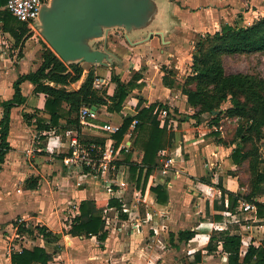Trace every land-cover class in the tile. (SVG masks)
I'll return each instance as SVG.
<instances>
[{"label": "crops", "instance_id": "crops-1", "mask_svg": "<svg viewBox=\"0 0 264 264\" xmlns=\"http://www.w3.org/2000/svg\"><path fill=\"white\" fill-rule=\"evenodd\" d=\"M165 2L170 3L171 12L157 13L147 26L164 34V39L157 35L147 40L145 45L153 52H140L142 56L133 57L130 52L113 53L110 66L117 63L114 67L116 75L134 86L121 113L107 111L102 115V110L96 108L97 119L115 121L109 123L110 120L102 119L104 124L122 125V116L136 115L156 103L168 106L157 107L154 113H157L161 127L167 125L175 134L172 145L163 150V155L159 153L158 167L149 175L146 185L142 183L141 187H136L132 196L127 193V213L122 209L103 213L108 233L104 242L97 236H73L69 232L74 218L80 215L81 202L105 199L106 195L95 198L94 190L88 195L87 187L72 182L77 176L71 175L61 158L66 154L71 129L62 134L57 129L40 131L38 119L50 117L44 112L46 96L36 94L29 81L22 83L21 91L26 101L11 110L8 136L11 150L0 167V264H14L13 255L36 247L44 249L51 257L47 264H228L221 243L216 251L207 249L212 234L223 231L242 237L243 255L250 245H263L264 216L258 215L257 207L254 211L242 210L245 201L242 197L249 194L248 187L242 186L233 172L225 174V170H220L224 165L235 170L236 165L230 158L232 148L209 144L200 125L189 122L193 118L181 121L185 116L180 118L179 115H192L188 111L192 109L188 98L179 88H168L163 84V66L175 73L177 81L181 80L192 65L198 36L215 33L224 24H234L237 3L231 0H156V9ZM131 33L139 37L140 29ZM131 33L129 35H133ZM20 55L17 61L14 60L0 44V122L3 102L14 96V83L20 76L37 71L41 65L42 54L39 57V52L30 50ZM141 57H146L144 67L140 64ZM110 66H97L98 77L110 81ZM127 66L130 67L127 69ZM100 68L104 70L100 71ZM136 74L141 78L136 80ZM85 77L83 73L78 82L67 88L80 89ZM111 85L108 96H112L116 88L112 81ZM63 108L67 112L68 104L64 103ZM36 110L40 113L27 123L23 114H34ZM163 111H166L164 116ZM83 131L92 133L89 129ZM35 135H41V138L31 153ZM132 151L135 156L131 161L141 164L143 152L137 153L133 145ZM201 151L203 155L199 154ZM222 152L227 154L225 159L220 158ZM122 156L123 161L126 155ZM121 165L125 175H131L129 166L124 162ZM32 183L36 184L33 189ZM157 186L166 188L164 203H159L157 194L152 191ZM230 193L241 196L236 207H233ZM255 201L264 204V195ZM147 215L152 219H146ZM133 220L142 223L140 232L130 230ZM22 227L25 231L21 233ZM38 227L48 228L59 240L47 242ZM189 229L194 230L196 236L189 242L179 241L178 233ZM216 253L222 254V262Z\"/></svg>", "mask_w": 264, "mask_h": 264}, {"label": "trees", "instance_id": "trees-1", "mask_svg": "<svg viewBox=\"0 0 264 264\" xmlns=\"http://www.w3.org/2000/svg\"><path fill=\"white\" fill-rule=\"evenodd\" d=\"M6 2L7 0H0V6H4ZM0 32L10 34L18 48H23L29 39L26 37L29 32L28 25L18 21L8 11L2 12ZM195 50L197 53L192 57V74L186 78L184 84L176 86L178 81L175 73L165 66H163L165 73L163 84L168 88H179L187 96L188 105L197 111L195 114L180 119L181 121L193 118L202 122V116L209 114L214 116L210 123L211 126L219 125L221 118L229 119L232 124L238 126L239 141L232 143L236 147L231 154V160L236 165L241 164L243 160H251L250 192L242 198L246 202L255 204L258 215L264 216V204L255 201V198L264 195V166L258 167L260 163H264V160H259L256 151L246 150V145L253 141V137L257 140L261 139L260 129L264 127V78L260 75L244 73L227 74L222 64L224 54L264 52V16L251 26L224 24L220 31L199 35ZM84 70L85 68L79 63H65L45 44L39 69L20 76L14 83L13 98L2 104L4 113L0 122V167L11 150L8 142L11 110L25 103L26 99L22 94L21 85L26 81L34 85L36 94L46 96L44 112L50 117L49 119H38L40 131L57 129L65 132L71 129L81 132L79 114L84 106L106 105L109 112L121 113L127 97L134 88L133 84L123 82L113 70L111 81L116 84V88L114 94L107 98L99 95L93 88L97 77L91 70L80 89L69 90L67 87L78 82ZM134 77L136 80L141 78L137 74ZM227 101L231 103V106L224 112L221 106ZM64 103L69 106L67 112L63 108ZM157 107L168 108L161 103H156L143 108L136 115L122 116L123 122L119 131L112 134L118 146L124 140L132 123L135 120L138 121L134 129L136 134L134 145L143 152L141 164L132 162L131 154H126L123 160L129 166L131 178L136 182L137 188L141 187L142 183L146 185L149 175L158 167L160 151L169 148L175 138V134L167 129V125L161 127L158 115L154 113ZM37 113L40 111L36 110L34 114L24 113L25 121L31 123ZM62 119H66V122L63 123ZM244 121L247 122L245 126ZM105 141V138L99 137L86 138L88 143L95 142L103 145ZM35 186L34 183L30 185L32 189ZM152 191L157 194L159 203L166 201V188L157 186L152 188ZM229 195L233 207H236L241 196L233 193ZM106 207L121 209L122 203L116 198L82 201L80 215L74 218L69 233L73 236H97L101 242H104L108 235L103 219V209ZM216 207L224 209L223 206ZM38 230L49 243L59 240V237L46 227H38ZM20 231L24 232V227L20 228ZM195 236L196 232L192 229L178 233L179 241L184 242H189ZM219 243L222 244V253L227 256L228 264H264V243L258 247L250 245L243 255L240 235L230 234L228 231L215 232L210 238L208 251H216ZM50 259L48 253L39 247L33 250L24 249L21 253L12 256L14 264H47Z\"/></svg>", "mask_w": 264, "mask_h": 264}, {"label": "rangeland", "instance_id": "rangeland-1", "mask_svg": "<svg viewBox=\"0 0 264 264\" xmlns=\"http://www.w3.org/2000/svg\"><path fill=\"white\" fill-rule=\"evenodd\" d=\"M169 1L174 2V0H169ZM231 1L233 3L235 2L237 3L236 9L238 10L235 16V23L233 24V26H239V25L240 26H251L252 24H254L255 21L261 19L264 16V0H231ZM170 6H171L170 3L168 2L160 4L159 7L155 11L154 17L156 16L157 13H160V12L161 14H168L169 12H171ZM192 14L195 15L197 14V12L192 11ZM220 30L221 29H219V31ZM130 33L127 32L122 27H113L109 30L107 37L96 38L90 41V45L92 46L93 49L101 50V51L108 50L112 53L130 52L129 55L132 57L142 56L140 52H153L152 48L149 45H145L147 40H149L150 37L159 35L158 33L154 31L153 27L152 28L146 27V28L140 29L139 37H136L135 34L133 33H131L133 35H129ZM5 34L6 35H3L2 38L0 39V44L6 52H10L12 54L13 59L16 61L18 60L19 56H21L20 55L21 52H25V51L29 52L30 50L33 52H39V57H40V54H42L43 51L45 50V44L49 47V45L43 38L41 34V29L39 27H36L35 29L29 28L28 35L26 36V37H29V39L27 40L23 49L15 46L14 40L12 39L10 34L8 33H5ZM210 34H213V33H210ZM125 35H128L129 38H125ZM195 53L197 52L194 49L193 55ZM145 56L148 57L147 54ZM146 57H141L142 61L140 62V64L142 67L145 66L144 63H145ZM79 64H81L85 68L84 73L86 74V77L84 78V81L87 78L89 72L92 70L94 72V75L97 77L96 79L102 84V87L100 89H96V91L99 93V95L108 98L109 97L108 89L110 86H112L111 85V78H112L111 72L113 70L115 71L114 67L117 66V63L110 66V69H111L110 76H109L110 81L109 79H101V77H98L97 66L99 65L90 66L86 63H81V62ZM222 64L227 74L244 73V74L260 75L262 78H264V52H244V53L237 52L233 54H224L222 57ZM191 66H189L186 72L183 73L181 80H178V83L176 84V86L178 84L180 86L184 84L186 78L192 74ZM129 67L127 66V69ZM103 70L104 69L100 68V71H103ZM112 84L116 86L114 82H112ZM71 87L74 88L75 86H71ZM109 102L111 101L109 100ZM230 106H231V103L227 101L222 104L221 109L225 112V110L229 108ZM98 108L100 109V111L102 110L101 111V113H103L102 115L107 114L108 108L106 105H101ZM188 111L191 112L192 114H195L197 112L196 109H193V108L191 110L188 109ZM181 116H188V115L186 114L179 115L180 118ZM213 117L214 116L212 115L204 114L202 116V118H204L202 122H198L197 119H191L189 120V122H192L194 125L195 124L200 125L201 129L204 130L203 132H206L205 137L208 140L209 144H219V145H222V147L225 149L232 148V150H234L236 146L232 145V143L234 141H239V136L237 134L238 126L232 124L230 121L226 120L225 118H221V120L219 121V125L211 126L210 123ZM205 118L207 120H205ZM102 119L106 120L105 122H108L110 120L109 123L115 122L113 120L111 121V119H105V118H102ZM102 119H89L88 120L89 125H87L86 128L91 130L92 133L86 132L85 138L96 137L97 136L96 134H100V133H102V135L106 134V136H110L105 131H103L104 123L102 122L103 121ZM243 124L245 126L247 122L244 121ZM167 129L169 130L168 127ZM96 130H102L103 132L96 131ZM170 132H173V131H170ZM135 138H136V134L133 133L131 137V142H133V148L138 153L139 151H142V150L139 147H136L134 145ZM260 138H261L260 140H257L255 137H253L252 139L253 141H251L249 144L246 145V150L256 151V153L258 154L259 160L263 161L264 160V127H261L260 129ZM132 153L133 151L129 154H131L132 157L135 156ZM199 154L201 155L202 151L199 152ZM187 155H189V153ZM225 156H227V154L226 153L224 154L222 152L220 158L225 159ZM250 162H251L250 159H246V160H243V162L238 165L233 163L234 165H236L234 171L230 170V167L228 165L222 166L220 170H225V174L228 172L229 173L233 172L234 175H236V177L239 178L240 184L242 186L248 187V192H250V181H251V175H252L250 171ZM263 166H264V163H260L258 167L262 168ZM126 170L128 169L126 168ZM80 173H81V170H76V169L71 170V175L77 176L75 180L74 178L72 179L73 180L72 182L75 181L77 185L79 183H82L81 186H84L85 188L87 187L86 190L87 191L89 190L87 192L88 195L91 194L90 190L92 191L94 190L95 196H96L95 198H100L105 195V194L103 195V193L101 194L98 191V188L96 187V184L94 182H89V183L85 181L81 182L79 178ZM124 179L128 185L126 188V191L128 192V194L132 193V190L134 192L136 188V182L131 178V175L127 173ZM217 255H218L219 261L222 262L220 259V256L222 254L220 253Z\"/></svg>", "mask_w": 264, "mask_h": 264}, {"label": "water", "instance_id": "water-1", "mask_svg": "<svg viewBox=\"0 0 264 264\" xmlns=\"http://www.w3.org/2000/svg\"><path fill=\"white\" fill-rule=\"evenodd\" d=\"M155 1L51 0L41 9L39 28L49 47L65 63L110 66L113 53L93 49L90 41L107 37L113 27L129 33L146 28L154 18ZM157 33L164 39L162 32Z\"/></svg>", "mask_w": 264, "mask_h": 264}, {"label": "built area", "instance_id": "built-area-1", "mask_svg": "<svg viewBox=\"0 0 264 264\" xmlns=\"http://www.w3.org/2000/svg\"><path fill=\"white\" fill-rule=\"evenodd\" d=\"M51 0H7L4 6H0V25L2 24V12L8 11L18 21L26 23L30 29L39 27L40 24V12L44 5H49ZM6 35L0 32V36ZM102 87L101 82L97 79L93 83L94 89H100ZM93 107L97 106H84L80 110V121L82 125L81 132L76 130H70L68 132L67 151L62 158V163L70 170H81L79 175L82 182H94L98 191L106 195L107 199L116 198L122 203L121 209L127 213V182L125 181V173L122 161L123 156L131 153L132 142L131 137L134 133V129L138 124L135 120L129 131L126 133L124 140L116 146L115 140L112 138V134L119 131L121 125H113L105 123L103 131L110 136L97 135L96 137L105 138L106 141L103 145L95 142L88 143L85 138V129L89 125V119H97V109L93 110ZM162 115H166V111L162 112ZM230 121L229 119H227ZM41 135H35L31 153L35 151L36 144L39 142ZM163 155V151H161ZM170 161V160H169ZM123 162V161H122ZM170 163V162H169ZM168 165H166L167 170ZM163 173H166V171ZM89 180V181H88ZM79 183L78 185H81ZM212 191L213 187H209ZM134 194V192H133ZM110 209L106 207L103 209V213ZM256 209L255 204L250 202H242V210L254 211ZM131 214V213H130ZM146 219L151 220V215H147ZM21 222L23 220H20ZM132 232H140L142 230V223L134 222L129 226Z\"/></svg>", "mask_w": 264, "mask_h": 264}]
</instances>
